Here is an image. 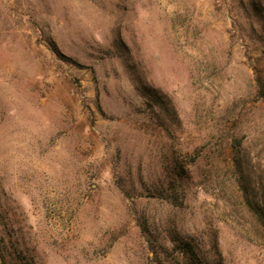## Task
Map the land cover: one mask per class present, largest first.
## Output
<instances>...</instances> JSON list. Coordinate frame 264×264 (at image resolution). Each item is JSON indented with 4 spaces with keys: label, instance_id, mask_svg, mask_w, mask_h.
<instances>
[{
    "label": "rangeland",
    "instance_id": "rangeland-1",
    "mask_svg": "<svg viewBox=\"0 0 264 264\" xmlns=\"http://www.w3.org/2000/svg\"><path fill=\"white\" fill-rule=\"evenodd\" d=\"M261 208L264 0H0V264H264Z\"/></svg>",
    "mask_w": 264,
    "mask_h": 264
},
{
    "label": "trees",
    "instance_id": "trees-1",
    "mask_svg": "<svg viewBox=\"0 0 264 264\" xmlns=\"http://www.w3.org/2000/svg\"><path fill=\"white\" fill-rule=\"evenodd\" d=\"M255 214L260 217V221L262 222V220L264 218V208L259 209L258 211L255 212ZM263 226H264V223H263ZM187 253L191 254L190 250Z\"/></svg>",
    "mask_w": 264,
    "mask_h": 264
}]
</instances>
